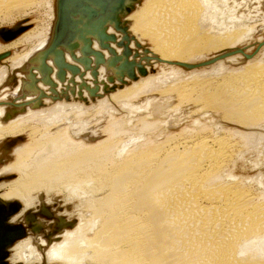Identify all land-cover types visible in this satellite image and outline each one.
<instances>
[{
    "label": "bare ground",
    "instance_id": "obj_1",
    "mask_svg": "<svg viewBox=\"0 0 264 264\" xmlns=\"http://www.w3.org/2000/svg\"><path fill=\"white\" fill-rule=\"evenodd\" d=\"M251 1L120 0L123 11L98 12L95 19L78 17L77 35L70 33L63 44L49 50L59 0H0V26L12 22L10 27H0V84L8 87L17 75L21 77L13 92L0 100V177L19 173L15 180L0 183V189L7 187L0 193V212L10 225L23 229L22 236L6 245L7 256L0 264H7L8 248L26 236V228L12 221L23 219L34 232L45 227L37 215L24 212L35 201L32 192L42 200L51 191H63L68 202H77V218L70 232L64 229L72 226L69 218L53 216L64 237L43 256V264L52 260H60L56 264H264L261 172L257 177L238 175L249 162L256 167L264 161L245 159L264 141V118L241 126L227 120L232 113L227 105L241 101L248 105L242 114L264 115V59H251L236 69L219 61L242 54L238 45L264 28V14L258 19V11L250 10ZM39 9L44 12L40 19L26 22ZM134 15L137 20L131 22ZM118 20L126 26L125 32L115 28ZM93 22L100 23V29H89ZM110 33L116 35L115 41H107L118 55L115 61L113 53L102 46L106 40L101 35ZM145 36L154 40V49L139 41ZM88 37L91 44L87 46ZM119 42L127 43L131 50L127 59L142 64L146 74L134 68L136 78H130L121 70L119 64L126 56ZM223 46L228 48L213 52ZM88 47L102 52L98 65L97 56L86 52ZM62 57L78 71L65 68L63 77ZM86 58L91 65H86ZM206 60L212 61L183 65ZM156 64L170 67L146 78ZM202 66L207 71L196 69ZM177 68L194 71L180 76ZM94 97L99 99L95 108L108 114L109 107L118 103L115 111L127 123L134 122L135 115L154 121L138 118V127L126 128L120 117H113L111 130L105 129L102 140L79 148L67 142L62 126L76 139H96L99 127L85 117L95 108L84 106ZM203 97L209 100V108L199 105ZM191 100L200 107L191 112L196 115L188 118L192 119L189 123L183 116V103ZM48 101L54 106L45 108ZM213 110L223 111V119ZM24 132L30 140L18 146L23 140L18 135ZM147 133L166 136L161 141L149 138L146 143ZM13 154L15 159L7 164ZM14 198L23 207L11 202ZM39 203L42 214L52 217L47 201ZM29 237L15 246L12 262L28 255Z\"/></svg>",
    "mask_w": 264,
    "mask_h": 264
},
{
    "label": "rangeland",
    "instance_id": "obj_2",
    "mask_svg": "<svg viewBox=\"0 0 264 264\" xmlns=\"http://www.w3.org/2000/svg\"><path fill=\"white\" fill-rule=\"evenodd\" d=\"M242 2L244 1V2H246L247 0H241ZM252 2V5L250 6V10H252V11H258L257 13H259L258 14V19H262L261 17H260V15L262 14H264V0H252L251 1ZM139 5V4H138ZM253 6V7H252ZM257 9V10H256ZM236 10V9H235ZM242 10V9H241ZM237 11V13H238V10H236ZM244 11H241V13H243ZM44 12L42 11V10H37L36 12H33V13H30V15H28V20L26 21V22H30V21H32L33 19H35V18H38V16L39 15H41V14H43ZM240 14V13H239ZM261 15V16H262ZM247 16V15H246ZM245 16V17H246ZM242 17V16H241ZM260 17V18H259ZM38 19H40V18H38ZM134 20H137V16L136 15H134L133 17H132V20H131V22L132 21H134ZM254 22V21H253ZM256 22H258L259 23V20H257ZM262 21H260V23H261ZM16 23V21L13 23V24H15ZM38 22H34V25L35 24H37ZM262 23H264V22H262ZM261 23V24H262ZM263 26H264V24H262ZM261 25V26H262ZM10 26H12V22H4L3 24H2V26H0V27H2V28H7V27H10ZM263 26H262V28H263ZM260 28V27H259ZM258 28V29H259ZM257 29V31L254 33V36L252 37H250V36H248V38L247 39H249V41H247V43L245 42V43H242L241 45H238V47L239 48H242L243 49V53H245V54H249V55H251L252 57L251 58H247L248 60H246V58L244 57V55H242V54H240V53H234L233 55H230V56H228V57H225V58H223V59H221V60H219V61H223V63L227 66L226 68H228V69H236V68H240V67H243L244 66V64L245 63H247V62H249L251 59H264V28L262 29V30H258ZM261 31V32H260ZM258 32V33H257ZM135 37V36H134ZM137 37V36H136ZM135 37V38H136ZM137 39H138V37H137ZM139 41L141 42V43H143L144 45H147L150 49L152 48V49H154L155 47H156V45H155V42H154V40H152L151 38H149V36H145L143 39L141 38V39H139ZM1 42V41H0ZM2 43V42H1ZM259 43H262L260 46H259ZM232 46V45H231ZM237 46V45H236ZM244 46V47H243ZM232 47H235V45H233ZM237 47V48H238ZM224 48H228V47H226V46H223V47H221V48H215V49H213V52H216V50H220V49H224ZM10 52V54L12 53V51H9ZM211 52L212 51H210V52H207L206 53V55H208V54H211ZM239 56V57H238ZM230 57H235L237 60H235V61H231V60H228ZM198 63V62H197ZM153 66V65H152ZM168 67H170V66H167V65H162V64H156V65H154L153 66V68H154V72H150V74L146 77V78H149V77H153L154 75H158V74H161V72H167L169 69H168ZM203 67V66H202ZM197 67L196 69H198L199 68V70L200 71H202V72H205V71H207V68L206 67ZM177 70H179L180 72H181V74H178V75H180V76H184V75H186L187 73H189L190 72V70L191 71H194V70H192V69H190V70H183L182 71V69H180V68H177ZM184 72V73H183ZM15 73H17V71H15ZM20 75H17L14 79H12L11 80V83H10V85L8 86V87H4V86H2L1 84H0V100L4 97V94L6 95V94H8L9 92H13V90H14V88L16 87V85H18V82H19V80H20ZM146 78H144V79H146ZM144 79H142V80H144ZM179 80H182V78L181 79H178V81ZM141 81V80H140ZM177 81V82H178ZM137 83H139V81L137 82ZM71 86H73V85H71ZM129 87V86H128ZM127 87V88H128ZM126 88V87H125ZM174 91H176V89H174ZM164 92V91H163ZM163 92H161L160 94H162ZM176 93H177V91H176ZM101 94H102V92H101ZM164 94V93H163ZM162 94V95H163ZM111 95V94H110ZM3 96V97H2ZM2 97V98H1ZM97 97V96H96ZM139 96H137L135 99H137ZM103 99L105 100V99H108L106 96L105 97H103ZM95 100V101H94ZM98 101H99V99H95V97L93 98V101L92 102H90L88 105H84L83 103H80L81 105H84V106H86V107H91V110L93 111V109L96 107V105L98 104ZM208 99L205 97H203V100H202V102H199V105H201V106H203V105H206V106H208V108H209V106H210V104H207L208 103ZM64 102V101H63ZM72 102H74V103H79L78 101L76 102V101H72ZM47 104L45 105V108H49V107H52V106H54V103L53 102H46ZM69 103V102H68ZM116 104H118V103H115V105ZM184 105H186V106H184V108L186 109V110H184L183 109V111H185L186 113L185 114H183V116H186V120L185 121H187V122H191V120L192 119H189L188 120V118H194V115H196V114H191V112L192 111H194L195 109H197V108H199L200 106H198V104L196 103L195 104V102H194V100H191V101H189L188 103L187 102H184L183 103ZM115 105H113L112 104V106H110L109 108H110V111H109V108H107L108 109V111H109V114L108 113H105L104 111H105V109H102V108H95V111L94 112H92V113H89L87 116H85V117H90V119H91V121H92V125H94L95 127L96 126H98L99 127V136L96 138V139H94V140H86V141H82V140H80V139H76V138H74V137H72L69 133H68V131L66 130V127L65 126H62L63 128H62V131H65L66 132V134H67V136H68V140H67V142H69V143H73V144H76L77 145V147H79V148H81V145H89V144H92V143H94V141H98V140H102L105 136H106V133H105V129L107 130V128L109 129V130H111V127H110V121L111 120H113V117H120L121 118V121H123L124 123H126L125 124V127L126 128H131V127H134L135 125H136V127H138L137 125H139L138 124V122L136 123V120H138V118H140V115H135L134 117H133V119H132V121H134V122H132V123H127L128 121H127V119L125 118V117H123L122 115H121V112H117V111H115V108L116 107H114ZM190 105V106H189ZM117 106V105H116ZM227 106H230L229 108L231 109V111H232V113H231V118H227V120H234V122L237 124V125H239V126H241V125H243L244 124V122H246V121H252V120H254L255 118H257V117H262V118H264V115H262V113H260V112H257V113H252V112H248L247 114H242V112H244L246 109V106H248L247 104H246V102L245 101H241L239 104H237V105H233V106H231V105H227ZM187 107H189V108H187ZM197 107V108H196ZM114 108V109H113ZM36 110V109H35ZM241 111V112H240ZM213 112L214 113H216V115H218V119H223V111H219V110H213ZM179 113V112H178ZM239 113H241L240 115H239ZM177 113H172V115H176ZM181 114H182V112H181ZM180 114V115H181ZM190 114V117H188V115ZM198 114V113H197ZM112 117H111V116ZM213 115H215V114H213ZM235 115V116H234ZM110 116V117H109ZM244 116V117H243ZM141 120L142 119H144V121H145V123H150V122H152V121H154V120H149V119H147V118H144V117H142V118H140ZM158 121H160L161 122V120H158ZM186 122V123H187ZM2 123H4V121L2 122ZM134 125V126H133ZM146 125V124H145ZM163 129V128H162ZM135 131V130H134ZM158 131H162V130H158ZM166 131H170V130H167L166 129ZM49 132L51 133L52 132V130H49ZM18 136H20V137H23V140L22 141H20L17 145L18 146H20L21 144H25L26 142H28L29 140H30V138H29V133L28 132H24L23 134H20V135H18ZM164 136H166V135H164V133H160V134H158V136H156L155 137V135L154 134H151V133H147V135H146V143H147V141H148V139L149 138H151V139H153V140H155V141H161L163 138H164ZM7 138H9L10 139V137H7ZM6 140H8V139H6ZM6 140H4V141H6ZM31 145H34L33 143H29V146H31ZM261 147H258V148H255V149H257V150H250L249 151V153L248 154H246L245 156V159L246 158H250L251 160H259L260 158H264V154L262 155L261 153H263V151H264V141L261 143V145H260ZM29 149H31V148H29ZM32 150V149H31ZM257 152V153H256ZM256 153V154H255ZM248 155H250V156H248ZM13 156V159L11 158V160H8L7 161V164L8 163H10V162H13V160L15 159V156H14V154L12 155ZM263 156V157H262ZM262 161V162H261ZM260 162H259V165H258V162H257V166L256 167H254L253 165V163H251V162H249V164H247V166L245 167V169H242L241 171L242 172H240L238 175H242V176H240L241 178L242 177H245V176H251V177H253V176H256L257 174H258V172L260 173V176L259 177H261V179H262V184L264 185V161L263 160H261ZM3 165V164H2ZM2 165L0 166V167H2ZM5 165V164H4ZM251 166H253V168L251 169L250 167ZM257 173V174H256ZM251 174V175H250ZM19 177V173L18 172H10L9 174H7V175H3V176H1L0 177V183L2 182H4V184L5 183H7V182H9V181H13V180H15L16 178H18ZM257 177V176H256ZM7 189V187H3V188H1L0 189V193L2 192V191H4V190H6ZM31 195H32V197L35 199V203L33 204L32 203V205H31V207H29L27 210H25V212L24 213H34L35 215H37L36 217L38 218V220L40 219V220H43L44 222H46L45 223V227H44V225H43V228L39 231V232H34L33 230H31V226L30 225H28V223H26L25 221H23V219L21 220V219H19V220H17V221H12V222H14L15 224H21V225H23L25 228H26V236L25 237H23V238H21V239H19V240H17V241H15L9 248H8V257L6 258V262H7V264H43V260L42 259H44L43 258V256H46L45 254L47 253L48 254V251H49V249L51 250V248H52V246L53 247H55V245H57L58 243H60L61 241H62V239H63V237H64V233H58V231H59V227H58V225H56V221L57 220H55L54 218L55 217H53V216H56V219H57V216H62L63 218H69V220L67 219V221L68 222H71V224H72V226H66L64 229H66V231H73V229L75 228V218H77V214H76V207H75V205L77 204V202L75 201V202H68L67 201V198H66V194L62 191V193L61 192H59V193H56V192H53V191H51L48 195H45V199L44 198H41L42 200H40L38 197H36V193L35 192H32L31 193ZM101 196H103V195H101ZM58 199V200H57ZM64 199H65V201H64ZM47 201V205H48V209L50 208L51 209V212H52V217H46V216H44L43 214H42V212H41V210H40V203L39 202H41V201ZM19 202L20 204H21V206L23 205V203H22V201L21 200H19V199H17V198H14L11 202ZM23 207V206H22ZM22 207H21V209H22ZM74 208V209H73ZM21 209H19V211L21 210ZM71 210H73V211H71ZM74 210H75V212H74ZM18 211V212H19ZM63 211H65V213H63ZM68 212V213H67ZM72 212V213H71ZM59 213V214H58ZM61 213V214H60ZM63 213V214H62ZM69 213H70V216H69ZM74 213V214H73ZM56 214H58V215H56ZM67 214H68V216H67ZM101 218V217H100ZM21 220V221H20ZM42 221V222H43ZM52 221V222H51ZM53 221H54V223H53ZM72 221H73V223H72ZM48 222V223H47ZM47 224V225H46ZM50 225H52V226H54L53 227V229L51 230V231H48L49 229H48V227L50 226ZM58 230V231H57ZM56 231V232H55ZM40 234V235H39ZM53 234V235H52ZM60 234V235H59ZM91 234V233H90ZM35 235V236H34ZM37 235H39V236H37ZM41 235H42V237H41ZM57 235V236H56ZM92 235V234H91ZM91 235H88V236H91ZM30 236V237H29ZM38 238H37V237ZM63 236V237H62ZM26 237L28 238H30L31 239V243H30V248L29 249H27V251H26V253L28 252V255L26 254V256H23L22 257V259H20V260H17V261H11L10 259L11 258H13L12 256H14V254H15V252H16V250H15V246L19 243V242H21V241H24L25 239H26ZM34 237V238H33ZM36 237V238H35ZM50 237V238H49ZM55 238V239H54ZM58 240H57V239ZM37 240V241H36ZM41 240V241H40ZM53 240V241H52ZM40 241V242H39ZM41 243V244H39V243ZM57 243V244H56ZM46 244V245H45ZM33 250H32V249ZM38 248V249H37ZM43 248V249H42ZM30 250H31V252H30ZM41 252H40V251ZM24 252V251H23ZM42 252H43V254H42ZM32 253V254H31ZM30 254H31V256H33L34 254L35 255H37V257H38V259H37V257H35V259L37 260H35V259H33V257H31L30 256ZM27 257H29V258H27ZM40 258V259H39ZM24 259H27L26 261L24 260ZM30 259L32 260V261H30ZM29 260V261H28ZM38 260H40V261H38ZM20 261V262H19ZM53 262H60V260H52ZM40 262V263H39ZM49 262V261H48ZM53 262H50L49 264H56V263H53ZM61 263H63L64 264V261L62 262L61 261ZM90 264V263H89Z\"/></svg>",
    "mask_w": 264,
    "mask_h": 264
},
{
    "label": "water",
    "instance_id": "obj_3",
    "mask_svg": "<svg viewBox=\"0 0 264 264\" xmlns=\"http://www.w3.org/2000/svg\"><path fill=\"white\" fill-rule=\"evenodd\" d=\"M119 3H120V0H59L58 23L56 25L57 30L55 29V34L51 40V45L49 47V50L52 48L54 49L56 46L63 44L64 41L69 39L71 36L75 37L77 35V32L80 31V28L78 27V24H80V20L78 19V17L88 16L90 19H95V18H97L98 12H100V13H105V12L116 13L117 11L121 12V11H123V9H122V5ZM68 4H71V6ZM105 20H107V19L105 18ZM104 23H105V21H104ZM94 26H96V28L100 29L101 25H100V23L93 22L92 25H90L89 29H92ZM105 28H106V26H105ZM115 28L117 30L119 29V30H122L123 32H125L126 26H121L120 22L118 20L116 22ZM70 33H72V35L69 38H66ZM13 36H14V34H13ZM101 36H102L103 40H106L102 46L106 47V49L109 52L113 53L114 57L112 58V60L115 61V59H117L118 55H116V53L114 51L115 49L112 46H109L107 41L108 40L115 41L116 35L113 33H110V34H105L104 36L103 35H101ZM124 38L127 42L129 41V37L127 34L124 36ZM4 39H8V38H4ZM84 41H85V44L87 46L91 44L89 37L85 38ZM119 44L121 45L122 43L119 42L118 45ZM122 45L124 46V49H125L124 54L126 56V60H124L121 64H119V67L121 68V70H125V73H127L128 77H130V78H136L134 68H137L141 74H146V69L142 64H136L135 60H128L127 59V57L131 54V50L128 47L127 43H124ZM86 52H88V54H95L97 56L96 57L97 61H95L96 65H98L100 63V61L102 59V52L101 51L93 50V49L88 47ZM59 54L62 55L63 53L61 51H59ZM134 56H136V53L134 54ZM86 60L88 61V63L86 65H88V64L91 65V63H90L91 61L88 58H86ZM41 61L43 64L45 60L41 59ZM114 61H113V63H114ZM211 61L212 60H206V61L196 63V64H183V65L186 67H194V66L209 64ZM59 63L62 67L61 73L63 74V77L66 73L65 68L73 70L72 71L73 73L78 71L74 65L69 64L66 61H64L63 57H62V59H60ZM44 65L46 68H48V66L45 63L43 64V66ZM63 68H64V70H63ZM90 68H91V66H90ZM121 81H122V78H121ZM52 85H54V84H52ZM97 89H98L97 85L95 87H93V91L97 90ZM106 91H108V90H106ZM15 206H16V208H18L19 204H16ZM22 235H23L22 227L19 225H16V226L10 225L6 219V216L2 215V213L0 212V259L1 260L7 256V251L5 249L6 245L13 242L14 239H17ZM3 263L4 262L2 261V264Z\"/></svg>",
    "mask_w": 264,
    "mask_h": 264
}]
</instances>
